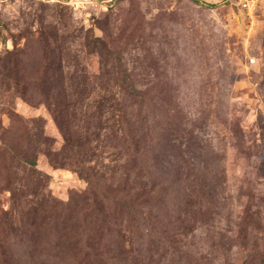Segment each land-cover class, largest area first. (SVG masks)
Returning <instances> with one entry per match:
<instances>
[{
    "label": "rangeland",
    "instance_id": "rangeland-1",
    "mask_svg": "<svg viewBox=\"0 0 264 264\" xmlns=\"http://www.w3.org/2000/svg\"><path fill=\"white\" fill-rule=\"evenodd\" d=\"M0 0V264H264V0Z\"/></svg>",
    "mask_w": 264,
    "mask_h": 264
},
{
    "label": "built area",
    "instance_id": "built-area-1",
    "mask_svg": "<svg viewBox=\"0 0 264 264\" xmlns=\"http://www.w3.org/2000/svg\"><path fill=\"white\" fill-rule=\"evenodd\" d=\"M236 5L245 13L248 15H252L253 12L257 10V7L259 6V0H235Z\"/></svg>",
    "mask_w": 264,
    "mask_h": 264
}]
</instances>
